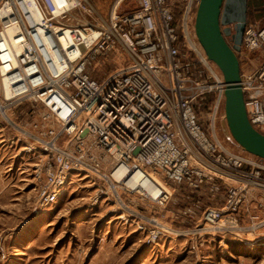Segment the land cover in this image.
Instances as JSON below:
<instances>
[{
  "label": "built area",
  "instance_id": "obj_1",
  "mask_svg": "<svg viewBox=\"0 0 264 264\" xmlns=\"http://www.w3.org/2000/svg\"><path fill=\"white\" fill-rule=\"evenodd\" d=\"M198 2L136 0L104 20L87 0H0V143L37 155L40 208L84 184L118 218L139 230L152 223L154 245L159 218L136 209L162 210L183 185L220 201L188 209L201 235L230 236L250 251L264 241V160L218 140L225 84L195 36ZM243 52L264 57V24L245 26L237 59ZM110 54L119 66L95 79L96 61ZM261 60L239 85L247 119L264 135ZM208 95L203 126L197 107ZM245 260L238 264H262Z\"/></svg>",
  "mask_w": 264,
  "mask_h": 264
},
{
  "label": "rangeland",
  "instance_id": "obj_2",
  "mask_svg": "<svg viewBox=\"0 0 264 264\" xmlns=\"http://www.w3.org/2000/svg\"><path fill=\"white\" fill-rule=\"evenodd\" d=\"M87 1L95 10V17L108 20L117 0ZM135 6L136 0H123L117 13L131 11ZM250 24H264V0H247L246 26ZM263 58L238 54L240 72H253ZM120 60L114 54L98 59L92 76L103 78L119 66ZM212 100L210 95L197 107L203 126ZM217 136L228 151L243 154L225 122L218 124ZM33 155L9 142L0 143V264H238L240 258L235 260L228 254L233 249L246 258L245 263L264 259V241L250 251L249 246L230 236L222 242L218 236L201 235L196 229L199 216L188 213V209L198 201L201 207L220 201L204 192L191 198L189 195L194 192L183 185L174 187L162 210L145 205L136 209L146 218H159L162 236L154 245L146 244L153 231L152 223L141 221L144 230H139L131 217L126 221L118 218L117 206L103 198L95 202L93 189L84 188V184L78 189L71 185L64 199L40 208L36 196L40 161Z\"/></svg>",
  "mask_w": 264,
  "mask_h": 264
},
{
  "label": "water",
  "instance_id": "obj_3",
  "mask_svg": "<svg viewBox=\"0 0 264 264\" xmlns=\"http://www.w3.org/2000/svg\"><path fill=\"white\" fill-rule=\"evenodd\" d=\"M246 17L247 0H199L194 32L207 59L222 74L225 125L231 138L244 152L264 160V135L250 125L239 85L236 53L240 50Z\"/></svg>",
  "mask_w": 264,
  "mask_h": 264
},
{
  "label": "bare ground",
  "instance_id": "obj_4",
  "mask_svg": "<svg viewBox=\"0 0 264 264\" xmlns=\"http://www.w3.org/2000/svg\"><path fill=\"white\" fill-rule=\"evenodd\" d=\"M123 2V0H117L116 2H115V4H114V6H113V9H115L116 7H118L121 3ZM196 36V35H195ZM198 41V40H197ZM199 46H200V44H199ZM200 48H201V46H200ZM202 49V48H201ZM202 51H203V49H202ZM204 52V51H203ZM205 54V53H204ZM214 64V63H213ZM215 65V64H214ZM216 66V65H215ZM219 70V69H218ZM220 72V71H219ZM221 73V72H220ZM222 75V74H221ZM218 140H219V138H218ZM220 141V140H219ZM221 142V141H220ZM228 180V179H227ZM228 182H229V180H228ZM66 193H67V190L65 191V193H63V195L60 197V199L56 202V203H58L60 200H62V199H64V197L66 196ZM55 203V204H56ZM54 204V205H55ZM53 206V205H52ZM51 207V206H50Z\"/></svg>",
  "mask_w": 264,
  "mask_h": 264
},
{
  "label": "crops",
  "instance_id": "obj_5",
  "mask_svg": "<svg viewBox=\"0 0 264 264\" xmlns=\"http://www.w3.org/2000/svg\"><path fill=\"white\" fill-rule=\"evenodd\" d=\"M228 254L232 257V258H234L235 260L237 259V258H243L242 257V255L240 254V252H237V251H235L234 249L233 250H229V252H228ZM244 259V258H243ZM246 259V258H245ZM261 263L262 264H264V260H263V258H261Z\"/></svg>",
  "mask_w": 264,
  "mask_h": 264
},
{
  "label": "trees",
  "instance_id": "obj_6",
  "mask_svg": "<svg viewBox=\"0 0 264 264\" xmlns=\"http://www.w3.org/2000/svg\"><path fill=\"white\" fill-rule=\"evenodd\" d=\"M209 96H210V95H208L207 98H208ZM196 194H197V192H194L193 194H190L189 196H190L191 198H195Z\"/></svg>",
  "mask_w": 264,
  "mask_h": 264
}]
</instances>
